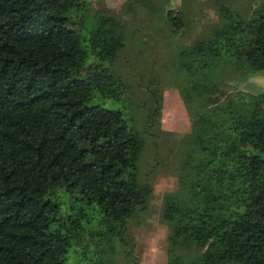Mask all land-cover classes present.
Returning a JSON list of instances; mask_svg holds the SVG:
<instances>
[{
	"label": "trees",
	"instance_id": "obj_1",
	"mask_svg": "<svg viewBox=\"0 0 264 264\" xmlns=\"http://www.w3.org/2000/svg\"><path fill=\"white\" fill-rule=\"evenodd\" d=\"M134 3L126 4L138 27L162 16L172 33L192 26L187 8L172 12L164 1L140 15ZM217 10L176 51L187 98L207 107L179 174L187 193L163 196L166 264H264V90L224 89L264 72V0ZM127 21L88 0H0V264H115L128 243L126 258L139 264L129 221L149 207L154 168L142 177L145 138L108 64ZM124 97L117 108L102 103ZM162 103L153 87L145 132Z\"/></svg>",
	"mask_w": 264,
	"mask_h": 264
},
{
	"label": "rangeland",
	"instance_id": "obj_2",
	"mask_svg": "<svg viewBox=\"0 0 264 264\" xmlns=\"http://www.w3.org/2000/svg\"><path fill=\"white\" fill-rule=\"evenodd\" d=\"M88 1L93 8L127 15L126 42L108 64L123 79L136 126L145 138L146 147L140 160L142 177L154 168V171L149 172L153 182L149 207L146 212L130 219L128 236L131 243L135 242L133 251L139 258V264H166L169 222L161 215L163 196L167 191L174 190L187 193L185 185L180 183L179 174L189 148V133L198 128L200 114L207 107L205 101L199 97L187 98L178 81L180 76L177 73L176 51L205 33L209 26L219 19V2L235 0H105L103 4L98 0ZM164 1H169L168 8L172 12L179 8L190 10V15L187 16L189 15L193 22L189 21L192 26L187 32L172 33L170 21L163 16L158 25L149 22L144 27H138L136 21L128 14L127 4L131 2H135L134 11L143 15L150 5L156 10ZM256 76L264 77V72L238 81L232 80L224 85L225 92L230 94L237 87L252 92L261 91L256 82L250 79ZM153 87H158L163 94V103L158 119L149 126V132H145L144 124ZM102 103L107 107L117 108L127 105V100L125 97L120 100L106 98ZM68 206L69 201L65 200L63 209L66 210ZM225 206L235 213L241 211V207L236 203H225ZM129 247V243L119 245V250L123 252L116 256L115 264H131L124 254ZM67 264L78 263L72 258Z\"/></svg>",
	"mask_w": 264,
	"mask_h": 264
},
{
	"label": "clouds",
	"instance_id": "obj_3",
	"mask_svg": "<svg viewBox=\"0 0 264 264\" xmlns=\"http://www.w3.org/2000/svg\"><path fill=\"white\" fill-rule=\"evenodd\" d=\"M250 79H252L254 82H256L258 88H260L261 90H264V77H251Z\"/></svg>",
	"mask_w": 264,
	"mask_h": 264
}]
</instances>
